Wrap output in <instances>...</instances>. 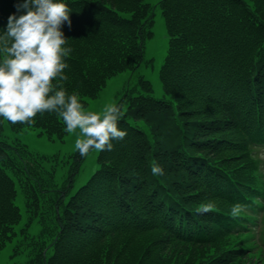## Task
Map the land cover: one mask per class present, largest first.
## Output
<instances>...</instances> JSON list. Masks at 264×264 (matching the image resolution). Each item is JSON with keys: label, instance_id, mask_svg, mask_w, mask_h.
<instances>
[{"label": "trees", "instance_id": "1", "mask_svg": "<svg viewBox=\"0 0 264 264\" xmlns=\"http://www.w3.org/2000/svg\"><path fill=\"white\" fill-rule=\"evenodd\" d=\"M22 2L0 0V36ZM62 2L72 21L62 29L67 94L85 105L110 75L136 67L157 4L167 35L157 74L168 98L138 76L114 103L125 139L96 151L75 187L78 150L57 180L45 168L56 155L30 159L4 133L36 128L62 138V118L38 113L13 125L0 117V247L31 229L14 264H264V164L255 154L264 146V0ZM202 203L213 210L198 214ZM236 204L243 211L232 218Z\"/></svg>", "mask_w": 264, "mask_h": 264}, {"label": "clouds", "instance_id": "2", "mask_svg": "<svg viewBox=\"0 0 264 264\" xmlns=\"http://www.w3.org/2000/svg\"><path fill=\"white\" fill-rule=\"evenodd\" d=\"M19 16L10 15L7 29L0 36V117L13 125L31 123L37 114L56 113L66 125L65 131L79 129L81 137L75 149L81 156L90 150L111 151L112 141H122L127 133L118 127L122 108L106 105L102 114L85 112L76 94H67L61 86L67 80L65 59L71 49L65 47L68 38L63 27H71V10L62 0H23L17 5ZM57 83L54 85L53 81ZM154 176L164 170L151 166ZM212 203L199 205L198 214L212 211ZM243 206L236 204L231 217L238 218Z\"/></svg>", "mask_w": 264, "mask_h": 264}, {"label": "rangeland", "instance_id": "3", "mask_svg": "<svg viewBox=\"0 0 264 264\" xmlns=\"http://www.w3.org/2000/svg\"><path fill=\"white\" fill-rule=\"evenodd\" d=\"M146 1L152 4L156 0ZM151 10L153 13L152 24L149 28L151 29L152 34L144 40L142 61L132 69H124L110 75L106 79L105 84L94 97H86L87 103L83 105V110L85 112L91 111L97 114H102L104 107L117 102L124 90L128 86L136 83L138 76H143L150 81L151 94L153 96L168 98V94L163 90L157 74L159 64L165 52L167 35L158 5L153 4ZM249 108L250 106L248 105V109ZM4 133L6 140H14L28 148L30 150V153H28L29 158L31 157L30 159L35 156L38 157L39 155H41V157H44L46 154L49 156L51 154L56 155L51 161L52 165L51 163L45 164V168L46 170L51 168L47 171V173L54 171V175L57 180L63 177V175H61L62 173L66 174V172H68L71 168V164L69 163V153L75 150L76 139L82 138L79 129L73 133L66 132L62 138H48L43 133L38 132L36 128H23L15 131L5 128ZM95 153L96 150L92 149L80 160L78 170L76 172V179L73 181V187L84 181L87 175L92 171L94 167ZM258 154L264 159V147L259 149ZM241 165H243V163H241ZM50 206L51 204H49V209ZM20 211L22 218L20 221L21 224L19 223V225L22 226L26 222L27 211H25L23 207ZM41 217L42 215L38 216V221L40 223L47 222V220H49ZM34 219L35 218H32L30 223ZM37 226H34L35 230L37 229ZM30 231L31 229L28 234L24 232L22 235L17 233L11 241L6 242L2 247H0V264H14L16 261L22 260V257H24L23 253H16L15 250L16 247L18 250H22V248L28 247V245L33 241L35 237L32 239L30 236L32 232ZM180 256H182V254H180ZM184 256L186 255L183 254V257Z\"/></svg>", "mask_w": 264, "mask_h": 264}]
</instances>
